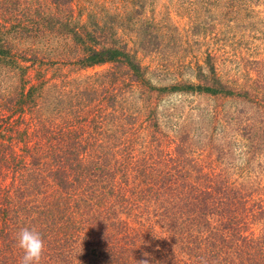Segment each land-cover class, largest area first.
<instances>
[{
    "label": "trees",
    "instance_id": "16d2710c",
    "mask_svg": "<svg viewBox=\"0 0 264 264\" xmlns=\"http://www.w3.org/2000/svg\"><path fill=\"white\" fill-rule=\"evenodd\" d=\"M88 2L0 0V264H20L25 227L44 239L40 264H264L263 201L184 161L181 146L134 148L124 93L143 74L114 39L120 15ZM169 90L264 113L218 84Z\"/></svg>",
    "mask_w": 264,
    "mask_h": 264
},
{
    "label": "rangeland",
    "instance_id": "374dc122",
    "mask_svg": "<svg viewBox=\"0 0 264 264\" xmlns=\"http://www.w3.org/2000/svg\"><path fill=\"white\" fill-rule=\"evenodd\" d=\"M88 1L87 10L102 15L97 7L103 5L120 15L114 39L143 74L144 84L124 93L123 109L135 118L130 130L139 146L134 148L152 145L173 153L181 146L184 161L202 172L222 173L231 186H241L248 203L264 202L263 110L232 98L169 90L218 84L264 102V0ZM109 67L68 75L75 80ZM147 85L158 91L148 93ZM249 128L262 138L246 139Z\"/></svg>",
    "mask_w": 264,
    "mask_h": 264
},
{
    "label": "clouds",
    "instance_id": "9594fccd",
    "mask_svg": "<svg viewBox=\"0 0 264 264\" xmlns=\"http://www.w3.org/2000/svg\"><path fill=\"white\" fill-rule=\"evenodd\" d=\"M16 246L23 252L20 264H40L45 242L38 231L26 227L20 229L16 234ZM137 264H148V260H141Z\"/></svg>",
    "mask_w": 264,
    "mask_h": 264
}]
</instances>
